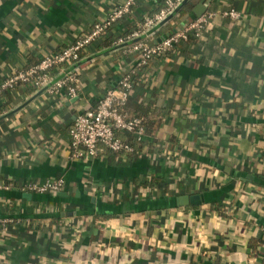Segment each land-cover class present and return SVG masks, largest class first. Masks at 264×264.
<instances>
[{"label": "crops", "instance_id": "0c3cea01", "mask_svg": "<svg viewBox=\"0 0 264 264\" xmlns=\"http://www.w3.org/2000/svg\"><path fill=\"white\" fill-rule=\"evenodd\" d=\"M121 2L0 0V81ZM205 2L243 15L216 16L202 37L135 74L132 100L155 108L149 117L160 121L153 150L75 157L69 127L137 64V52L116 38L160 0H134L83 49L71 65L80 77L75 95L29 84L0 94V179H64L54 192L0 187V216L12 218L0 233V264H264V0ZM193 17L177 14L153 34L145 29L146 39ZM59 76L53 70L51 82ZM152 174L169 179L168 191L137 188ZM183 193L200 202L179 205Z\"/></svg>", "mask_w": 264, "mask_h": 264}, {"label": "built area", "instance_id": "2783aa9c", "mask_svg": "<svg viewBox=\"0 0 264 264\" xmlns=\"http://www.w3.org/2000/svg\"><path fill=\"white\" fill-rule=\"evenodd\" d=\"M134 0H123L114 4L106 17L94 21L85 31L79 32L68 44L51 52L44 53L36 62L12 70L0 81V94L12 91L18 85L33 83L35 87H46L50 91L65 90L75 95L80 89V77L74 65L80 58L83 49L100 34L106 32L111 24L130 12ZM181 0H164V4L152 14L145 15L136 26L116 38L127 51L137 52L139 63L145 62L151 55L163 53L176 46L181 39H187L188 34L195 36L209 28L216 16L238 20L243 13L234 6L220 11L206 9L200 15L186 21L180 28L163 36L160 40L148 42L146 30L162 23L175 10ZM58 70L60 76L53 82L52 72ZM135 83V73L132 68L124 71L113 87H108L97 99L94 106L79 111L73 117L69 127L71 154L75 157L96 156L109 150H132L133 146L116 132L131 133L137 139L145 137V127L141 117L128 115L124 109L128 95ZM64 185L63 178L46 179L44 181H26L17 186L26 191H58ZM12 181L0 179V187L10 188ZM12 221L11 217L0 216V233ZM264 247V228L262 235Z\"/></svg>", "mask_w": 264, "mask_h": 264}, {"label": "trees", "instance_id": "16d2710c", "mask_svg": "<svg viewBox=\"0 0 264 264\" xmlns=\"http://www.w3.org/2000/svg\"><path fill=\"white\" fill-rule=\"evenodd\" d=\"M197 1H200V0H181L179 2V4L177 5V7L175 8V10L170 14V16L168 18H166V20L171 19V17H174L177 14L182 15L184 13H188V14L193 13L192 9H193V6L196 4ZM160 4L161 5L159 7H161L164 4V0H160ZM194 17H195V14H194ZM126 25H127V29H125L126 31H124V32H128V31L133 29V28L130 29L132 25L130 26V24H127V23H126ZM107 30H106V32H107ZM106 32H104L103 34H105ZM203 33H201L200 35H197V36L190 33V34H188L187 39L179 40L176 43L175 47L179 48L183 42H194L196 38L202 37ZM172 49H169V50H167L163 53H160V54L151 55V57H149L143 63L137 62V64L133 65V67H132L134 73L136 74L138 69L141 70L146 65H148V63L153 58L163 56V55L169 53V51H171ZM26 84H29L30 86L35 87V85L33 83H26ZM133 87H134V85H133ZM150 108L151 107L149 104H144L143 102L136 101V100L133 101L131 98V93H129L127 101H126L125 106H124V109L126 110V113L128 115H131V116L137 115V116L141 117L143 124H144V127H145V137L142 139H137L131 133L116 132V134H119L123 139H125L127 142H129L133 146V149L129 150V151L122 150V149H120V150L104 149L103 154L108 155L109 157L118 155V157L120 159H122L123 157L135 158L140 153H143V151L153 150L155 148V145L159 141L158 137L155 135V131L159 128L160 121H158V120L155 121L149 117V113H151L152 111L157 112V110L155 108L154 109H150ZM159 148L160 147H158V149ZM17 183L18 182H13L14 185ZM176 185L181 186L180 181H176ZM136 186H137V188H139L140 186H143V187H146V186H148V187H159L164 191H168V189L170 187V181H169V179H166L160 175H157V174L153 175L152 174L148 178L147 177L141 178V180L139 181L138 184H136Z\"/></svg>", "mask_w": 264, "mask_h": 264}, {"label": "water", "instance_id": "95a60500", "mask_svg": "<svg viewBox=\"0 0 264 264\" xmlns=\"http://www.w3.org/2000/svg\"><path fill=\"white\" fill-rule=\"evenodd\" d=\"M205 10H206V2H205V0H200L198 3H196L193 6V9H192V11H193V13L195 15H200ZM58 193H60V191ZM27 194H30V193H27ZM176 199H177V203L179 205L180 204L198 203V202H200V197H199V194H197V193H190V194L183 193V194L178 195L176 197Z\"/></svg>", "mask_w": 264, "mask_h": 264}]
</instances>
